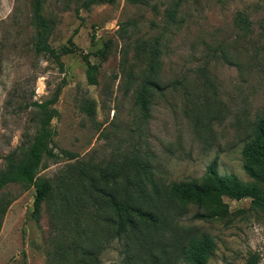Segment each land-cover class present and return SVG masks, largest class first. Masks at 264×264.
Instances as JSON below:
<instances>
[{
    "label": "rangeland",
    "instance_id": "obj_1",
    "mask_svg": "<svg viewBox=\"0 0 264 264\" xmlns=\"http://www.w3.org/2000/svg\"><path fill=\"white\" fill-rule=\"evenodd\" d=\"M32 1L0 0V171L5 156L25 153L36 105L57 91L48 106L55 158L36 173L50 184L36 221L32 188L2 190L12 201L0 264H184L169 246L203 234L214 243L206 264H264V213L247 198L223 199L228 222L168 207L158 228L116 235L89 187L119 168L117 188L135 168L146 191L199 181L212 161L218 175L250 182L240 150L264 120V0H40L43 41L56 53L68 39L77 49L59 64L34 51ZM238 15L246 22L236 23ZM82 54L96 66L94 85ZM145 79L157 89L143 116L135 97Z\"/></svg>",
    "mask_w": 264,
    "mask_h": 264
},
{
    "label": "trees",
    "instance_id": "obj_2",
    "mask_svg": "<svg viewBox=\"0 0 264 264\" xmlns=\"http://www.w3.org/2000/svg\"><path fill=\"white\" fill-rule=\"evenodd\" d=\"M134 1V0H130ZM100 3L111 4L114 0H99ZM91 1L84 4L87 6ZM40 0H33L31 3L32 23L34 28L33 48L35 53L45 54L59 64V56L76 52L68 39L67 46L62 47L59 53L50 48L40 33ZM246 22L240 15L236 23ZM81 59L85 64L86 81L89 85L95 84L94 72L96 66L90 64L87 55L82 54ZM152 70V65H150ZM157 89L152 80L145 79L135 97V104L139 111L145 116L146 97L149 91ZM57 91L52 100L36 105L38 109L37 131L25 153L18 158L13 154L4 157L5 167L0 171V227L2 218L12 198L6 196L2 190L11 184H16L21 190L32 188L34 190L32 200L31 217L36 221L40 205L48 195L50 184L47 179L36 177L39 169L45 168V162L55 158L51 148L52 132L49 124L56 116V111L48 106L55 100ZM84 111L91 115L92 105L87 103ZM60 154L67 159H73L74 155L65 151ZM240 156L242 169L250 182L241 183L233 175H218L215 170V163L212 161L207 167L205 174L199 181L186 180L173 182L165 186L156 187L151 185L146 191L139 178L140 174L135 169L123 176V185L117 188V179L121 177V170H106L99 178L100 186L97 183H89L90 189L98 199H103L114 233L120 235L129 231H137L139 227L156 229L160 221L164 222V214L168 207H179L186 209L194 206L202 210L193 215L196 219L216 220L228 222L227 205L223 199L239 201L247 198L250 201L251 209H258L264 213V120L258 119L253 125L250 138L244 142ZM139 179V180H138ZM96 199V198H95ZM96 204V203H95ZM175 240L169 246L170 251L175 253L178 260L184 264H206V261L214 249V243L208 235H200L197 238L188 239L185 242ZM168 252V251H167ZM167 252L161 253L162 256Z\"/></svg>",
    "mask_w": 264,
    "mask_h": 264
}]
</instances>
